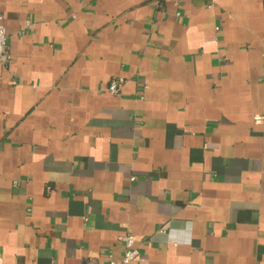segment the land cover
Masks as SVG:
<instances>
[{
  "label": "crops",
  "instance_id": "0c3cea01",
  "mask_svg": "<svg viewBox=\"0 0 264 264\" xmlns=\"http://www.w3.org/2000/svg\"><path fill=\"white\" fill-rule=\"evenodd\" d=\"M0 15V264H264V0Z\"/></svg>",
  "mask_w": 264,
  "mask_h": 264
},
{
  "label": "built area",
  "instance_id": "2783aa9c",
  "mask_svg": "<svg viewBox=\"0 0 264 264\" xmlns=\"http://www.w3.org/2000/svg\"><path fill=\"white\" fill-rule=\"evenodd\" d=\"M158 7H162L165 0H155ZM0 60L4 64H8L11 61V54L9 51L7 29L4 24V17L0 15ZM123 85V79H114L109 85V91L113 94H119ZM264 121L263 115L255 116V122L261 123ZM135 180V177L132 178ZM125 244V253L122 260L111 259L106 264H129L135 260L139 255L140 251L136 247V238L132 233H127L121 237Z\"/></svg>",
  "mask_w": 264,
  "mask_h": 264
}]
</instances>
